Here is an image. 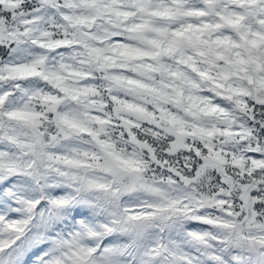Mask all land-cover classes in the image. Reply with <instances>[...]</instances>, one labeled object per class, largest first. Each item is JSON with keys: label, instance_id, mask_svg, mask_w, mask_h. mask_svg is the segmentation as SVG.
Instances as JSON below:
<instances>
[{"label": "snow or ice", "instance_id": "1", "mask_svg": "<svg viewBox=\"0 0 264 264\" xmlns=\"http://www.w3.org/2000/svg\"><path fill=\"white\" fill-rule=\"evenodd\" d=\"M0 264H264V0H0Z\"/></svg>", "mask_w": 264, "mask_h": 264}]
</instances>
